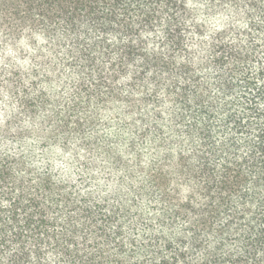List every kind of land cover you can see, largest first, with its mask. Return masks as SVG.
I'll use <instances>...</instances> for the list:
<instances>
[{
  "label": "trees",
  "instance_id": "obj_1",
  "mask_svg": "<svg viewBox=\"0 0 264 264\" xmlns=\"http://www.w3.org/2000/svg\"><path fill=\"white\" fill-rule=\"evenodd\" d=\"M0 264H264V0H0Z\"/></svg>",
  "mask_w": 264,
  "mask_h": 264
}]
</instances>
